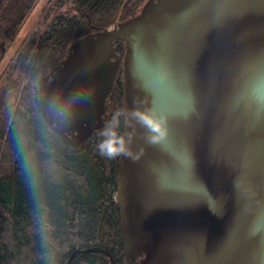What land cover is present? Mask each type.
I'll use <instances>...</instances> for the list:
<instances>
[{
	"label": "water",
	"instance_id": "95a60500",
	"mask_svg": "<svg viewBox=\"0 0 264 264\" xmlns=\"http://www.w3.org/2000/svg\"><path fill=\"white\" fill-rule=\"evenodd\" d=\"M120 69L124 108L154 100L170 129L158 145L138 136V160L119 157L127 261L264 264V0H147L74 40L34 102L79 146L104 125ZM58 96L76 100L70 112L57 114ZM87 252L116 264L101 246L73 250L66 264Z\"/></svg>",
	"mask_w": 264,
	"mask_h": 264
},
{
	"label": "trees",
	"instance_id": "16d2710c",
	"mask_svg": "<svg viewBox=\"0 0 264 264\" xmlns=\"http://www.w3.org/2000/svg\"><path fill=\"white\" fill-rule=\"evenodd\" d=\"M36 1H0V42L9 28L22 26ZM142 1L50 0L55 15L24 47L30 62L26 83L9 124L0 125V264H66L73 250L92 246L110 250L116 264H134L125 257L116 199L119 157L99 154V130L79 146L68 143L44 119L31 92L74 40L135 16ZM125 50L118 40L117 55L122 58ZM122 80L120 69L111 115L124 108ZM71 264L109 259L100 252L78 253Z\"/></svg>",
	"mask_w": 264,
	"mask_h": 264
},
{
	"label": "clouds",
	"instance_id": "9594fccd",
	"mask_svg": "<svg viewBox=\"0 0 264 264\" xmlns=\"http://www.w3.org/2000/svg\"><path fill=\"white\" fill-rule=\"evenodd\" d=\"M54 103L58 106L57 114L64 115L72 110L76 100L58 96ZM169 133V114L161 111L154 100L149 103L146 99L133 97V107L116 111L99 129L101 139L97 149L108 159L124 157L136 161L144 152L143 146L138 150L134 146L138 136L147 144L158 145L167 141Z\"/></svg>",
	"mask_w": 264,
	"mask_h": 264
},
{
	"label": "rangeland",
	"instance_id": "374dc122",
	"mask_svg": "<svg viewBox=\"0 0 264 264\" xmlns=\"http://www.w3.org/2000/svg\"><path fill=\"white\" fill-rule=\"evenodd\" d=\"M3 1V0H0ZM55 1V0H54ZM145 1L141 3L143 7ZM53 2L50 0H37L32 10L16 30L11 27L7 31V39L0 42V125L4 128L9 124L17 100L22 94L26 83V73L29 67V56H26L24 47L32 42L34 33L45 29L49 21L55 15L52 11ZM69 4H66L68 7ZM114 25V24H113ZM111 25V26H113ZM124 56V55H123ZM40 75L37 79L44 77ZM116 107L115 112L118 111Z\"/></svg>",
	"mask_w": 264,
	"mask_h": 264
},
{
	"label": "flooded vegetation",
	"instance_id": "af4514ba",
	"mask_svg": "<svg viewBox=\"0 0 264 264\" xmlns=\"http://www.w3.org/2000/svg\"><path fill=\"white\" fill-rule=\"evenodd\" d=\"M124 57V56H123ZM123 57L121 58L120 57V59L122 60L123 59ZM122 65V64H121ZM52 70V69H51ZM51 70L46 74V75H48L50 72H51ZM45 75V76H46ZM41 79V78H40ZM40 79H38V81L35 83V86L33 87L34 89H33V91L31 92V94H32V96H33V98L35 97V96H37L38 95V93L40 92L39 90H40V85H39V80ZM51 80V79H50ZM49 80V81H50ZM114 91H115V85H114V90H113V97H112V99L111 100H109L110 102H108V104H107V112H106V117H105V120L103 121V124L107 121V120H109L110 118H111V114H112V107H113V103H114ZM104 126V125H103ZM103 126H100V127H97V128H95L94 129V131L95 130H99V129H101ZM93 131V132H94ZM134 264H138L137 262H133Z\"/></svg>",
	"mask_w": 264,
	"mask_h": 264
},
{
	"label": "bare ground",
	"instance_id": "6f19581e",
	"mask_svg": "<svg viewBox=\"0 0 264 264\" xmlns=\"http://www.w3.org/2000/svg\"><path fill=\"white\" fill-rule=\"evenodd\" d=\"M121 55H122V54H121ZM119 74H120V73H119ZM121 75H122V74H121ZM118 76H119V75H118ZM116 83H117V82H116ZM118 89H119V88H117V90H118ZM117 90H116V91H117ZM110 100H111V99H110ZM109 102H110V101H109ZM113 109H114V108H113ZM114 111H115V110H114ZM114 113H115V112H113V114H114ZM111 116H112V115H111Z\"/></svg>",
	"mask_w": 264,
	"mask_h": 264
}]
</instances>
